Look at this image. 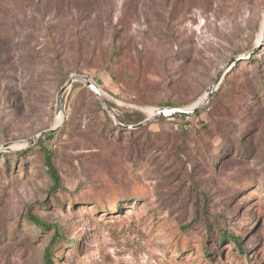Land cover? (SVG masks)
<instances>
[{"label": "rangeland", "instance_id": "rangeland-1", "mask_svg": "<svg viewBox=\"0 0 264 264\" xmlns=\"http://www.w3.org/2000/svg\"><path fill=\"white\" fill-rule=\"evenodd\" d=\"M263 28L264 0H0V264H43L55 230L54 264H264ZM238 56L197 113L115 126ZM75 75L110 113L74 82L56 115Z\"/></svg>", "mask_w": 264, "mask_h": 264}, {"label": "water", "instance_id": "water-1", "mask_svg": "<svg viewBox=\"0 0 264 264\" xmlns=\"http://www.w3.org/2000/svg\"><path fill=\"white\" fill-rule=\"evenodd\" d=\"M263 30H264V28H263ZM241 59H244V57L241 58L240 56H238V57H233L230 60H228L224 64V66L218 71V73L215 75L214 79L212 80V82L208 86V88L205 91V93L203 94V96H201L190 107H188V108H178V107L157 108V109L153 110L152 114H150V116L148 118H146L145 120H143V121H141L135 125H122L121 123L118 122L117 118L111 114L115 126L122 128V129H125V130H133V129L140 128V127L146 125L147 123H149L151 121H155V120H159V119H163V118H171V117H175V116L186 117V116H190V115L197 113L200 109H202L209 102V100L213 96L214 92L217 90L221 80L223 79V77L225 76L227 71L231 68V66ZM74 82L82 83L88 90H90L99 99V101L101 102V104L105 108V110L110 113L106 104L101 100V96H100L101 94H100L99 89L94 84H92L86 76L75 75V76L70 77L57 93L56 106H55L56 115L58 113H61L63 94ZM62 122H63V117L61 119V122L58 125L53 126L52 128L41 132L40 134L36 135L33 138L27 139L25 141V143L26 144H34V143L44 139L45 137L55 133L59 129V127L61 126ZM4 149H5L4 146H0V152L3 151Z\"/></svg>", "mask_w": 264, "mask_h": 264}, {"label": "trees", "instance_id": "trees-1", "mask_svg": "<svg viewBox=\"0 0 264 264\" xmlns=\"http://www.w3.org/2000/svg\"><path fill=\"white\" fill-rule=\"evenodd\" d=\"M252 59V58H249ZM108 107L110 108L111 106L109 104H107ZM168 107H175L172 105H168ZM172 118H182L184 119L185 117H180V116H175ZM117 120L119 123H122L124 125H135L138 124L141 120L143 121V118L137 115H122V116H117ZM119 128V127H117ZM120 130L124 131L125 129L119 128ZM135 130V131H134ZM142 132L144 131V128H137V129H133V130H129L127 133L129 136L135 135L134 132ZM52 136H49L47 139H50ZM40 144V143H38ZM37 144V145H38ZM44 153V164L45 167L47 169L48 174L50 175L53 185H52V189H58L60 187V177L58 172L56 171L55 167L52 164L51 161V157H50V152L43 150ZM33 225L37 226V227H46L45 223H43L42 221L38 220L37 218H31ZM57 230H55L53 237L50 241V244L48 247H46L45 251H44V255H43V264H54V260L51 254V248H52V244L55 241V238L57 236ZM223 240L228 239V241L232 242L234 244V246H236L239 251H241L242 253V248H241V244L239 242V239L235 236H232L231 234H229L226 231H223L221 234ZM57 240V239H56ZM56 242V241H55Z\"/></svg>", "mask_w": 264, "mask_h": 264}, {"label": "bare ground", "instance_id": "bare-ground-1", "mask_svg": "<svg viewBox=\"0 0 264 264\" xmlns=\"http://www.w3.org/2000/svg\"><path fill=\"white\" fill-rule=\"evenodd\" d=\"M101 96V95H100ZM59 121V120H58ZM58 125V124H57Z\"/></svg>", "mask_w": 264, "mask_h": 264}]
</instances>
